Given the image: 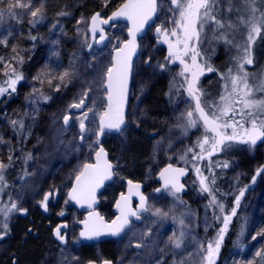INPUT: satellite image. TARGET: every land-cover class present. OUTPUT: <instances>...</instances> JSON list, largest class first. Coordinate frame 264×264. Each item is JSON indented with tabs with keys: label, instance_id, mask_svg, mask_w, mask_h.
<instances>
[{
	"label": "rangeland",
	"instance_id": "obj_1",
	"mask_svg": "<svg viewBox=\"0 0 264 264\" xmlns=\"http://www.w3.org/2000/svg\"><path fill=\"white\" fill-rule=\"evenodd\" d=\"M89 2L100 7L102 17L106 18L124 0H66L61 5L53 0H27L30 8H17L14 16L5 11L8 0L0 1V86L7 87L5 81L12 77L13 69L23 77L17 82L15 91L9 88L0 95V103L7 104L0 106L1 120L17 121L12 127L18 131L14 135L17 150L11 155L16 157L24 171L16 181L26 185L21 189L23 197L27 195L34 200L48 194L49 198L56 195L59 198L49 219L53 225L50 224V236L58 220H55L56 214L62 209L64 223L69 225L68 233H74L65 248L55 249L49 244L48 253H44L41 264H87L88 261L101 263L106 260L113 264H179L181 260L184 264H201V255H197L200 244L206 247L209 240L217 237L223 227V215L218 208L209 206L210 196L199 190V180L191 162L186 165L180 160V156L195 144L202 133V129H191L187 135L183 132L181 113H185L189 106H171V102L163 97L159 110L148 107L151 87L159 83L158 77L161 79L160 84L166 86V93L174 90L176 85L174 69L165 54L161 53L158 58L159 65H165L163 70L158 67V61L152 60V47L156 39L153 36L154 28H150L139 42L141 52L134 64L126 127L117 135H105L102 140L114 164L116 179L98 197V212L110 222L114 218L111 219L114 201L125 188L123 181L136 180L144 185L150 211L142 216L140 224H132L117 240L87 247L78 241L80 228L77 223L84 220V213L72 209L67 201V193L83 165L93 163L98 113L106 105L103 87L105 72L111 65L113 51L126 40L127 31L126 23L112 25L107 31V45L88 53L91 13L83 7ZM158 4L155 25L171 29V0H158ZM257 7L264 11L261 0H257ZM69 8L78 9L72 29H68L62 21ZM36 9H41V12L37 18H33L30 12ZM218 14L226 18L225 32L229 33L230 39L234 35L239 41L241 33L247 35V29L239 23L240 17L251 15L245 0H219ZM229 22L237 27L228 28ZM205 36L199 45L202 57L199 62L211 64L212 58L217 59L214 60L215 64L214 61L211 64L215 71L209 72L206 77L205 97L213 99L217 95L218 99L224 83L220 74L227 73L230 68L235 72L237 49L224 40L222 44L220 40L214 39L210 32H206ZM219 52L223 55L217 58ZM210 53L216 54L211 56ZM252 55L254 62L245 65V71L249 74L250 82L259 83L264 80V40L257 39ZM65 71L70 75L61 82L59 76ZM85 93V107L81 113H76L71 105L84 98ZM257 96L264 97V93L257 92ZM87 108H93L94 111L88 114V120L85 121L88 131L81 140L77 117L82 118ZM154 111L161 114L156 116ZM65 115H69L71 120L67 130L63 120ZM3 134L0 130V162L10 154ZM134 149H139L140 153L136 154ZM29 154L30 159L27 158ZM223 158L228 164V174L218 186L225 187L226 196L217 194V200L224 204L225 213L230 214L231 209L236 207L235 198L241 190L244 195L224 233L215 264H247L248 261L259 264L261 258L256 253H264V236L257 235L264 230V172L257 175V171L264 168V144H233L225 148L221 155L199 161L204 175H210L209 168L213 173L210 164L213 159H218V165L222 166ZM167 163L185 167L191 172L188 193L178 195V201L167 191L159 196L153 193L155 176ZM243 180L246 186L239 189ZM174 204L176 207L167 218L152 215L156 208L167 211ZM173 216L184 218L182 228L173 221ZM181 230L186 234L185 242L181 249H175L167 243L168 238L174 233L178 236ZM145 233L148 235L145 236ZM228 233H237L236 240L221 256ZM253 236H256L255 240ZM142 241L148 247L137 249L135 244ZM38 254L37 251L34 256Z\"/></svg>",
	"mask_w": 264,
	"mask_h": 264
},
{
	"label": "snow or ice",
	"instance_id": "obj_2",
	"mask_svg": "<svg viewBox=\"0 0 264 264\" xmlns=\"http://www.w3.org/2000/svg\"><path fill=\"white\" fill-rule=\"evenodd\" d=\"M245 2L251 15L239 19V23L247 29V35L244 36L241 33L239 41L234 35L230 39L229 33L225 32L224 20L226 18L218 14L219 0H171L172 28L156 27L158 40L168 46L166 60L169 63L178 62L181 66L178 76L183 79V83L177 88V91L182 89L192 101L189 109L185 113H181L184 120V124L181 126L183 132L187 135L191 129H202L201 136L198 137L193 146L187 148L185 154L180 156V160L186 165L191 162L199 180V190L210 196L209 206L218 208L223 215V227L218 232L217 237L209 240L206 247L203 243L200 244L197 255H201V264H215L224 233L227 231L232 216L236 215L244 191L241 190L239 195L236 196V207L231 209L230 214H226L224 204L219 202L215 195L216 189L213 187L215 185V175L211 174V168H209L210 175H204L199 161L211 158L216 153L230 147L233 142L255 146L257 141L264 140V97L257 96V92L264 93V80L259 83H252L248 72L245 71V65H252L254 62L253 45L257 39L264 40V11L257 7V0H245ZM261 3H264V0H261ZM158 7V0H125L108 19H101L99 14L93 15L91 18L89 30L93 33V38H95L98 31L100 33L97 43L106 39L101 25L109 24L110 21L118 18L127 20L129 24V39L122 47L116 49L111 65L107 67L105 72L103 87L106 89L105 99L107 103L104 110L98 113L97 142H99V137L105 130L121 131V126L124 124V105L132 70V57L137 50V37L144 30L145 25L153 19ZM17 8L29 9L30 5L27 0H8V7L5 11L14 16V10ZM40 12L41 9H36L31 11L30 14L33 18H37ZM0 19H2V16H0ZM227 27L236 28L237 26L229 22ZM206 32L212 33L214 39L224 40L226 44H230L237 49L235 72L230 68L227 73L220 74L221 80L224 81L222 90L218 99L212 100H206L204 98L206 94L198 86L200 77L205 71H215L210 64L199 62L202 59L199 45L206 38ZM160 67L163 70L165 65L162 64ZM12 71V77L5 81L7 87L0 86V95L7 92L9 88L15 91L17 82L23 78L22 74L15 72L14 69ZM69 75V72L65 71L59 76V79L64 82ZM86 97L87 93L84 94V98H81L78 103L72 104L71 107L83 108ZM93 111V108H87L82 113V118L77 117L80 133L82 134L81 140L84 139V134L88 131L85 121L88 120L89 112ZM63 120L65 130H67L70 116L65 115ZM12 123L15 125L17 121ZM20 124L23 127L22 122ZM95 156L96 163H85L83 165V169L75 176V184L69 192L70 199L75 200L77 204H86L89 209L95 203L96 189L102 186L105 180L111 179L113 176L112 164L106 159V153L102 147L96 151ZM27 158H31L30 154ZM8 159L10 164L12 157L9 156ZM8 166L0 162V192H3L7 187L4 170ZM223 167H228V164L224 163ZM186 171L187 169L184 167H173L169 164L160 172L163 185L162 188H157L156 191H167L169 195L178 201V194L184 189L180 177L184 176ZM261 172H264V168L258 169L257 175ZM255 178L254 176L253 181H255ZM128 183L129 195L121 196L120 201L117 202L116 207L119 216L116 220L108 224L99 215L90 213L89 220L84 222L85 228L80 233L81 237L92 239L104 234L119 235L129 228L132 218L138 221L142 218L143 213L150 211L146 198L140 193V185H133L131 181ZM132 195H137L140 200L135 209L131 207L130 203ZM48 199L49 195L45 194L43 200L40 201L41 207L45 210H47ZM175 207L174 204L167 211L156 208L152 211V215L167 218ZM15 211L24 213L26 209L19 208L15 201L11 202L10 207L0 208V217H3L2 226L5 232L8 230L7 221ZM172 219L181 228L185 224L182 216H173ZM55 234L57 239L63 242L64 237L60 234L59 228L56 229ZM144 235L147 236L148 233ZM257 235L264 236V230L258 232ZM185 236L186 234L181 230L178 236L175 233L170 236L167 243H170L175 249H181L185 242ZM252 239L255 240L256 236H253ZM135 247L140 249L148 247V244L143 241L137 242ZM256 256L261 258L259 264H264V253L258 251ZM104 264H111V262L105 261ZM179 264H184L183 260ZM247 264H253V261H248Z\"/></svg>",
	"mask_w": 264,
	"mask_h": 264
},
{
	"label": "flooded vegetation",
	"instance_id": "obj_3",
	"mask_svg": "<svg viewBox=\"0 0 264 264\" xmlns=\"http://www.w3.org/2000/svg\"><path fill=\"white\" fill-rule=\"evenodd\" d=\"M156 41H157V39H155L154 46L152 47V52H153L152 60H154L155 62L158 61V67H159L160 61L158 60V58L160 59L161 53L162 54L164 53L165 57H167V49L165 47H162V46H156ZM219 42H222V44H223V40H220ZM140 52H141V48H140ZM221 52H222V49H221ZM215 54H213V55H215ZM213 55L211 54V56H213ZM216 55H217L216 57L218 58V57L222 56L223 53L216 54ZM149 56H150V54L148 55V58H149ZM220 59L221 58H219L218 60L220 61ZM214 60L217 61V59L212 58L211 64ZM215 61L213 62V64H215ZM200 63H207V62L202 61ZM169 64L174 69L173 70V77L175 78L176 85L173 88L174 90H171L168 93H166L167 88L165 89L166 86H164V89L161 91V95H160L161 99H160L159 104L161 105L162 99L165 98V100L170 101L171 106H174V107H176V106L179 107V105H180V107H182L183 104L190 106L192 104V101L188 98L187 94L182 89L180 91H177V88L183 83V79L180 76H178V73L180 71L181 66L178 62L177 63H169ZM212 67L214 68V66H212ZM208 73L209 72L205 71L199 80L198 86L204 91V93L207 91V89L205 88L206 87L205 83L207 80L206 77H207ZM217 73H218V71H217ZM157 80L159 81V83L158 84L155 83L153 85V87H151V91L155 87H160V85H161L160 84V81H161L160 77H158ZM164 90H165V92H164ZM148 92H149V90H148ZM205 98H206V100H212V99H210L209 96H206ZM213 99H217V95L214 96ZM1 105H7V104L6 103H0V106ZM174 107H172V108H174ZM160 114H161L160 112L158 113V112L154 111V115L157 116ZM0 115H1V112H0ZM13 121H16V120L14 119V120H10V121L9 120H3L2 121L1 117H0V130H2L4 132L3 138H4L5 142H7L6 145L8 147V150L10 151V154L8 155V157L4 156L3 160L1 161L4 164L9 165V166L4 170L5 182L7 184V187L3 190V192H0V208H3L5 206L10 207L11 202L15 201L18 204V207L22 208V209H26V212L21 213L20 211H15L10 215V219L7 221V223H8L7 232H5V230L2 226L3 217H0V264H22V263H18V261L21 260V258L23 257V254L21 251L30 252L31 250L28 248L31 245V241H36V244L39 247V250H38L39 254H38V256H33L34 259L32 260L31 264H41L44 253L46 251L48 253V245L49 244L52 245V247L55 249H57L58 247L65 248L70 243V238H71V236H73L74 233H68V231H69V225L68 224H67V229L64 232L60 233L65 238L64 239L66 242L65 247L62 246L60 240L56 238L55 230L57 229V227L61 223H64V221H65L64 220L65 215L62 212V210H63L62 209L61 212L56 214L55 220H57V219L58 220L55 223L54 227L52 228V234L50 236V229H51L52 224L50 223L49 219H50L52 213L54 212L53 206L56 204V202L57 203L59 202V198L57 197V195L53 198L48 199L47 210H45L43 207H41V204H40V201L43 200V197L42 198H36L34 200L27 197V195H25V197H23V192H21V189H22V187L25 188L26 185L18 183L16 181V179L18 176H21V174L24 171V168L22 165H18V163L16 161V157L13 158V156L11 155L12 152L15 153V151L17 150L16 149V147H17L16 146V143H17L16 140L17 139L14 135H15V132H18V131L15 128H12L13 127V123H12ZM233 144L241 145L242 143L233 142L231 145H233ZM257 144L263 145L264 140L257 141ZM222 152H223V150L218 152L217 154H215L213 156L221 155ZM9 156L12 157V161L10 164H9V159H8ZM221 162L223 164L227 163L224 158L222 159ZM167 164H172V163H167ZM167 164H165L164 166H166ZM174 166H179V165H174ZM180 167H182V166H180ZM162 168H160V169H162ZM160 169H159V171H160ZM223 169L226 172H228V167H226V168L223 167ZM187 171L189 172V175L183 181V183L186 186L187 193H188V185L187 184L189 183V180L191 179V172L188 169H187ZM126 180L127 179H125L123 182H125ZM129 181L139 182V181L132 180V179H130ZM139 183H141V182H139ZM124 185H125V183H124ZM159 186H160V184L156 182V176H155V188L153 191L154 195H156L155 190ZM143 187H144V185H143ZM163 192H165V191H162L160 194H158L156 196L161 195ZM144 195L146 196L145 189H144ZM179 195H185V194H179ZM72 209H74V208H72ZM98 209H99V206H98L97 210ZM76 212L78 213L77 210H76ZM84 217H85V215H84ZM113 217H114L113 208H111V219ZM80 222L77 223L78 227H80L79 226ZM78 239H79L78 241L80 243H82L80 241V233H78ZM82 245L86 246V247L90 246V245H84L83 243H82Z\"/></svg>",
	"mask_w": 264,
	"mask_h": 264
},
{
	"label": "water",
	"instance_id": "obj_4",
	"mask_svg": "<svg viewBox=\"0 0 264 264\" xmlns=\"http://www.w3.org/2000/svg\"><path fill=\"white\" fill-rule=\"evenodd\" d=\"M125 2V1H124ZM123 2V3H124ZM122 3V4H123ZM121 4V5H122ZM120 5V6H121ZM120 6L118 8H116L113 12L117 11ZM112 12V13H113ZM112 13L107 17V18H103L101 13L100 12H95L94 14L91 15L90 17V20H89V24H88V34H89V45H91V47H87V52L90 53L94 47L96 48H103L109 41V37L107 35V31L108 29H110V27L116 23H126L127 24V32H126V40L121 44L120 47L123 46V44L129 39L128 37V27H129V24H128V21L125 20V19H122V18H118L116 20H112L109 22V24H106V25H101L103 31H104V34H105V37L106 39L97 43V41L99 40V31L95 34V38H93V33L89 30L90 27H91V18L93 15H96V14H99L100 18L101 19H108ZM156 17H157V13L155 14V16L153 17V19L151 21L148 22L147 25H145V28L144 30L138 35L137 37V50L135 52V54L133 55L132 57V70H131V74L129 76V81H128V92H127V98H126V102H125V105H124V124L121 126V131L124 129L125 125H126V113H127V109H128V104H129V96H130V89H131V83H132V74H133V65H134V61L136 60V58L138 57L139 55V52H140V48H139V40L142 39L143 37H145V35L147 34V31L150 27H152L154 24H155V20H156ZM154 36L156 38L157 37V34H156V28H155V33H154ZM98 38V39H97ZM97 39V40H96ZM156 46H162V47H165L167 49V56H168V46L167 44H164L163 42H160L159 40L156 41ZM116 54V50L113 52V56ZM113 58V57H112ZM105 93H106V89H105ZM106 96V94H105ZM105 96H104V101L105 103H107L106 99H105ZM85 107V106H84ZM83 108H80V109H75V112L76 113H81L83 111ZM70 122L71 120H69V125H70ZM65 127V125H64ZM69 127V126H68ZM98 128H99V121H98ZM121 131H115V130H105V132L99 137V142H96V151H98L101 147L104 149V147L102 146V140L104 138V135H111V136H114V135H117L119 134ZM97 139V137H96ZM95 151V153H96ZM105 153H106V159L109 161V163L112 164V162L110 161L109 159V155L108 153L106 152V150L104 149ZM95 153H94V157H93V163L91 164H95L96 163V156H95ZM169 164H167L166 166H164L162 169H160V171L158 172V174L156 175V182L160 184V186L158 188H162V185H163V181L160 179V172L166 168ZM172 165V164H171ZM173 167H179V166H174L172 165ZM83 169V168H82ZM114 170V166L112 164V172ZM189 175V172L186 171V174L182 177H180V182L184 185L183 181L188 177ZM115 180V176L113 174L112 178L111 179H108V180H105L102 184V186L98 187L96 189V193H95V203L93 204V207L91 209H89L87 207L86 204H77V202L75 200H72L69 198V192L72 190V187L73 185L75 184V180L73 181L72 185H71V188L70 190L68 191V194H67V200L69 201V203L72 205V207H74L75 209H77L79 212L81 213H85L86 216H85V219L84 221L80 222V233L82 231H84V222L86 220H89V217H90V213H95L97 215L100 216L99 212L97 211V208L99 206V202H98V197L103 193L104 189L106 186H109L111 185ZM129 181H125V190L123 193H120L114 203V206H113V215H114V218L112 219L113 220H116L117 216H119V211L117 210V202L120 201V198L121 196H128L129 195ZM132 182V181H131ZM133 185H136V184H139L140 185V193L145 197L144 195V187L141 183L139 182H132ZM162 192V191H161ZM161 192H157L155 190V194L158 195L160 194ZM187 193V189H186V186L184 185V189L179 193V194H186ZM146 198V197H145ZM147 200V199H146ZM130 203H131V207L133 209H135L139 203H140V200H139V197L137 195H132L131 198H130ZM145 213H143L142 215H144ZM101 217V216H100ZM103 218V217H102ZM104 220V218H103ZM105 221V220H104ZM112 221L110 222H106L105 223H108L110 224ZM141 222V219L140 220H135L134 218H132V223H136V224H139ZM131 223V225H132ZM66 225V227H65ZM131 225L129 226V228L131 227ZM57 228L60 229V233L64 232L66 229H67V224L66 223H62L60 224ZM129 228L125 229L124 232L120 233L119 235H111V234H104V235H100L98 237H93L92 239H87L85 237H81L80 235V241L84 244V245H92V244H96V243H102V242H106V241H110V240H116V239H119ZM55 233H56V230H55ZM57 238V237H56ZM65 239V238H64ZM61 242V240H60ZM62 246H66V242L65 240H63V242H61ZM105 261L101 262V263H97V262H94V261H90L88 262L87 264H104ZM108 262H111V261H108ZM111 264H113L111 262Z\"/></svg>",
	"mask_w": 264,
	"mask_h": 264
},
{
	"label": "trees",
	"instance_id": "obj_5",
	"mask_svg": "<svg viewBox=\"0 0 264 264\" xmlns=\"http://www.w3.org/2000/svg\"><path fill=\"white\" fill-rule=\"evenodd\" d=\"M1 1V0H0ZM66 0H53L54 3H60V5L62 3H64ZM89 5H85L83 7V9L85 11H89L91 13V15L93 13H95L96 11H101V8L96 6V5H91L90 2L88 3ZM66 15L64 16V18L62 19L63 22H65V24L67 25V28L68 29H72L73 26H74V19L78 16V9H74V8H69L67 9L66 11ZM164 89V86L163 85H160V87H155L152 89L151 93H150V97H149V102H148V107L149 108H153V109H156V110H159L161 105L159 104L160 102V99H161V91ZM162 104V103H161ZM136 154L137 153H140V150L139 149H134ZM132 154V153H131ZM219 159V158H218ZM218 159H213L210 164L213 168V173L216 177V180H215V187L214 189L216 188V192H215V195H216V198L217 197V194L220 196H226V192H225V187H220L218 186V184L220 182H222V180L225 178V176H227L228 172H226L224 169H223V165L221 166L220 164L218 165V162L216 160ZM220 160V159H219ZM246 186V181L243 180V182L241 183L240 182V185H239V189L240 187L243 188ZM218 190V191H217ZM221 197V198H222ZM227 206H230V204ZM236 236H237V233H228L226 239H225V243H224V250L222 251L221 253V256H224L229 245L232 246L236 240ZM28 249H31L30 253L29 252H26V251H21L22 254H23V257L21 258V260L18 261V263H22V264H31L32 262V258L33 256L37 253V251L39 250V247L38 245L36 244V241H31V245ZM27 254H29L28 258H26Z\"/></svg>",
	"mask_w": 264,
	"mask_h": 264
}]
</instances>
